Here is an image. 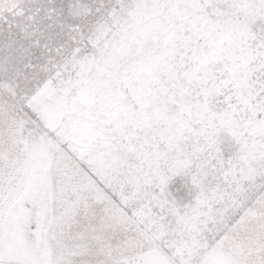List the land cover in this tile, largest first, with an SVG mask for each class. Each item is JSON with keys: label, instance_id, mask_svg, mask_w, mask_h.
<instances>
[{"label": "snow or ice", "instance_id": "1", "mask_svg": "<svg viewBox=\"0 0 264 264\" xmlns=\"http://www.w3.org/2000/svg\"><path fill=\"white\" fill-rule=\"evenodd\" d=\"M0 264H264V0H0Z\"/></svg>", "mask_w": 264, "mask_h": 264}]
</instances>
